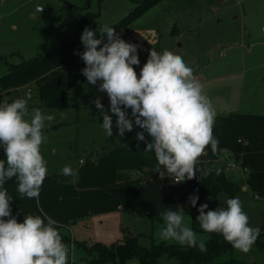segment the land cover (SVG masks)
<instances>
[{
    "label": "rangeland",
    "instance_id": "rangeland-1",
    "mask_svg": "<svg viewBox=\"0 0 264 264\" xmlns=\"http://www.w3.org/2000/svg\"><path fill=\"white\" fill-rule=\"evenodd\" d=\"M137 3L138 0H0V77L12 65L59 48L63 40L81 34L85 27L97 29L98 34L104 24L113 26ZM37 6H44L43 10L37 11ZM263 23L264 0H160L134 20L131 26L135 29L125 41L137 44L138 52L158 44L159 54L167 51L185 60L212 101L216 123L220 117L237 112L264 114ZM98 86L99 81L91 85L86 80L72 88L68 92L70 105L62 109L39 106L34 82L16 90L19 97L28 99V104L55 116L45 129L47 141L41 145L48 171L61 172L65 165L76 169L81 159L89 154L96 157L101 148L131 146L134 128L123 136L118 134L107 93L98 91ZM14 94L10 89L1 92L0 97ZM97 98L113 117L111 137L100 124L102 113L92 106ZM216 164L238 184L246 176L238 163L229 171L223 162ZM235 197L241 200L250 225L264 227V198L256 197L249 188H240ZM227 198V194L220 193L206 200L205 211L226 206ZM179 207L185 211V222L206 241L208 234L196 220L197 209L192 211L188 203H178L172 210ZM163 227L161 213L150 216L147 209L124 208L78 218L62 232L71 237L64 241L70 249L69 264H87L85 251L77 245L80 241L88 245L95 241L111 244L130 234L137 236L141 246L159 242L180 245L161 238ZM234 255L244 264H264V250L256 246L247 253L235 249ZM137 262L133 257L127 264ZM157 264H178V260L162 255Z\"/></svg>",
    "mask_w": 264,
    "mask_h": 264
},
{
    "label": "clouds",
    "instance_id": "clouds-1",
    "mask_svg": "<svg viewBox=\"0 0 264 264\" xmlns=\"http://www.w3.org/2000/svg\"><path fill=\"white\" fill-rule=\"evenodd\" d=\"M96 31L85 27L81 33L84 50L78 54L85 64L81 73L91 85L99 81L98 91L107 93L118 134L139 129L135 143L143 144L146 156L154 154V171L161 177L178 183L197 177L198 172L207 176L213 169L199 165L209 147L212 152L218 150L219 140L212 131L216 111L193 69L180 56L167 51L158 54L153 47L138 75L133 67L140 65L138 45L125 41L108 24L99 37ZM94 103L102 113L105 134L111 137L113 117L99 98ZM54 119L40 108L30 109L26 98L0 100V149L5 157L0 159V264H69L70 249L62 239L59 222L32 214L18 221L12 214L14 197L5 187L15 178L21 198H39L49 175L40 149L47 141L45 129ZM215 171L218 175L220 169ZM61 173L68 177L79 174L71 165H65ZM198 199V194H190L188 203L196 207ZM225 205L205 211L208 204L201 203L196 220L205 232L219 233L233 248L247 253L260 228L250 225L239 197L227 198ZM180 209L166 208L161 213V238L206 252L205 240L185 222V211Z\"/></svg>",
    "mask_w": 264,
    "mask_h": 264
},
{
    "label": "trees",
    "instance_id": "trees-1",
    "mask_svg": "<svg viewBox=\"0 0 264 264\" xmlns=\"http://www.w3.org/2000/svg\"><path fill=\"white\" fill-rule=\"evenodd\" d=\"M159 1L138 0L135 8L113 27L126 40L135 29L131 26L134 20ZM99 35L96 34L97 37ZM80 36L77 34L63 40L59 48L47 54L12 65L0 77V93L11 89L15 94L10 98L0 97V100L21 98L16 90L34 82L39 106L59 109L68 107V92L86 81L81 73L85 64L78 54L84 50ZM153 47L159 54L158 44L138 52L140 65L133 66L138 75ZM29 108L35 106L29 104ZM139 131L134 127L133 142L129 147L105 149L96 157L89 154L76 168L79 174L74 177V181L59 171H48L49 175L38 199L21 198L16 191L15 178L8 180L5 187L14 197L11 202L12 214L18 221H22L23 216L28 214L51 216L59 222L58 229L63 241H70V235L62 232L64 227L78 218L112 212L120 206L130 211L147 209L148 215L152 216L164 212L174 203H188L190 194H198L196 207L188 203L194 211L201 203L217 198L220 193L227 194L228 198L235 197L241 188L216 164L222 149L231 152L238 164L247 171L246 184L254 195L264 198V114L237 112L220 117L212 130L219 140L218 150L212 152L209 147L200 158L199 165L213 170L207 176L198 172L197 177L179 183H174L168 176L161 177L154 171L157 163L154 154L146 156L143 144L135 143ZM4 158L3 150L0 149V159ZM131 169H138L143 178L136 180L127 173L122 174ZM215 169H220L218 175ZM206 233V252L165 242L141 246L137 236L130 234L111 244L95 241L88 245L80 241L77 245L85 251L87 264H127L133 257L138 259L137 264H157L162 255L175 257L178 264H244L243 260L234 255L235 248L221 234ZM253 246L264 250V227L260 228Z\"/></svg>",
    "mask_w": 264,
    "mask_h": 264
},
{
    "label": "built area",
    "instance_id": "built-area-1",
    "mask_svg": "<svg viewBox=\"0 0 264 264\" xmlns=\"http://www.w3.org/2000/svg\"><path fill=\"white\" fill-rule=\"evenodd\" d=\"M40 7V6H38ZM37 7V8H38ZM30 92L28 91L27 92V96L30 97ZM41 150V149H40ZM217 161H220V162H223L225 165V170H230L232 169L233 167L236 166V164L238 163L234 157H233V154L231 152H229L228 150L226 149H222L219 153V156L218 158L216 159V162ZM83 160H80V163H82ZM127 175L132 178V179H136V180H141L143 178V175L142 173L138 170V169H131V170H128L127 172ZM176 183V182H174ZM179 183V182H178Z\"/></svg>",
    "mask_w": 264,
    "mask_h": 264
},
{
    "label": "crops",
    "instance_id": "crops-1",
    "mask_svg": "<svg viewBox=\"0 0 264 264\" xmlns=\"http://www.w3.org/2000/svg\"><path fill=\"white\" fill-rule=\"evenodd\" d=\"M38 7V6H37ZM36 7V10L38 11V8ZM262 36L264 37V23L262 24ZM262 42V41H261ZM262 80H264V78L262 77ZM261 80V81H262ZM26 86V85H25ZM24 87V86H23ZM21 88V87H20ZM94 108H96L95 107V105L93 104L92 105ZM100 150H105L104 148H101ZM82 160V159H81ZM81 163H80V161H79V165H80ZM78 165V166H79ZM244 171H245V174H246V176H247V171L245 170V169H243ZM246 176H244V178L241 180V182H242V184H241V182L239 183V185L241 186V188L242 189H248L249 187L247 186V184H246ZM118 209H124L122 206H120ZM102 214V213H101ZM88 216H90V215H88ZM73 241V240H72ZM75 241V240H74Z\"/></svg>",
    "mask_w": 264,
    "mask_h": 264
},
{
    "label": "water",
    "instance_id": "water-1",
    "mask_svg": "<svg viewBox=\"0 0 264 264\" xmlns=\"http://www.w3.org/2000/svg\"><path fill=\"white\" fill-rule=\"evenodd\" d=\"M178 207V203H174L172 205L169 206V209H176Z\"/></svg>",
    "mask_w": 264,
    "mask_h": 264
}]
</instances>
